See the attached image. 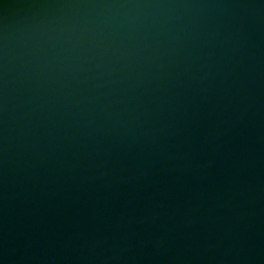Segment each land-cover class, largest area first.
<instances>
[{
	"label": "water",
	"instance_id": "1",
	"mask_svg": "<svg viewBox=\"0 0 264 264\" xmlns=\"http://www.w3.org/2000/svg\"><path fill=\"white\" fill-rule=\"evenodd\" d=\"M0 264H264V0H0Z\"/></svg>",
	"mask_w": 264,
	"mask_h": 264
}]
</instances>
